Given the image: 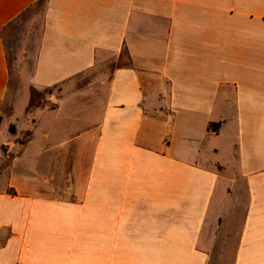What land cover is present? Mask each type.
Wrapping results in <instances>:
<instances>
[{
    "label": "crops",
    "instance_id": "0c3cea01",
    "mask_svg": "<svg viewBox=\"0 0 264 264\" xmlns=\"http://www.w3.org/2000/svg\"><path fill=\"white\" fill-rule=\"evenodd\" d=\"M4 112L0 264H264V0H0Z\"/></svg>",
    "mask_w": 264,
    "mask_h": 264
},
{
    "label": "rangeland",
    "instance_id": "374dc122",
    "mask_svg": "<svg viewBox=\"0 0 264 264\" xmlns=\"http://www.w3.org/2000/svg\"><path fill=\"white\" fill-rule=\"evenodd\" d=\"M34 39L35 21L33 19L21 20L20 22L18 21L15 27H13L9 32H5V43L10 66L11 81L17 86V95L19 99L23 98L25 94L26 96L28 95V111L25 114L27 121L26 128L28 129H31L29 125V119L33 117V115L30 113L35 108V106H41L43 104L48 105L50 103L48 100L49 94L51 91H53L52 88L35 89L27 84L26 78L30 74L32 65V58L28 57L27 47L31 43V40L34 41ZM21 100L18 102H21ZM2 115L3 119L0 125V188L4 187L6 177V170L4 169L5 163H7V160L10 158V156H7L8 143H6V140L11 136L9 130L15 131V126L13 124L9 125L8 123L10 115H8L6 112H4ZM52 120L53 113L44 114L34 130L39 133V131L49 128L52 125ZM17 125L23 126V122L19 119V124ZM8 142L12 143V140H8ZM2 146L5 148V150H2ZM24 154H27L29 157H24L23 159L32 162L34 161V158L30 157L36 155L34 148L29 146L27 151H24ZM224 253L228 254L229 251H224ZM218 261H220L219 264H226L227 259L222 258Z\"/></svg>",
    "mask_w": 264,
    "mask_h": 264
},
{
    "label": "trees",
    "instance_id": "16d2710c",
    "mask_svg": "<svg viewBox=\"0 0 264 264\" xmlns=\"http://www.w3.org/2000/svg\"><path fill=\"white\" fill-rule=\"evenodd\" d=\"M219 123L218 122H212L209 124V129L213 132H216L218 130Z\"/></svg>",
    "mask_w": 264,
    "mask_h": 264
},
{
    "label": "water",
    "instance_id": "95a60500",
    "mask_svg": "<svg viewBox=\"0 0 264 264\" xmlns=\"http://www.w3.org/2000/svg\"><path fill=\"white\" fill-rule=\"evenodd\" d=\"M2 150H5V148L2 146Z\"/></svg>",
    "mask_w": 264,
    "mask_h": 264
}]
</instances>
